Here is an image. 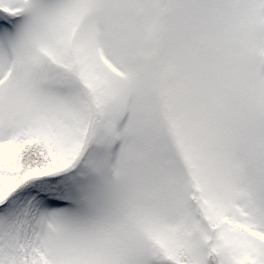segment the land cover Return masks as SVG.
I'll use <instances>...</instances> for the list:
<instances>
[{
	"label": "snow or ice",
	"instance_id": "obj_1",
	"mask_svg": "<svg viewBox=\"0 0 264 264\" xmlns=\"http://www.w3.org/2000/svg\"><path fill=\"white\" fill-rule=\"evenodd\" d=\"M0 264H264V0H0Z\"/></svg>",
	"mask_w": 264,
	"mask_h": 264
}]
</instances>
